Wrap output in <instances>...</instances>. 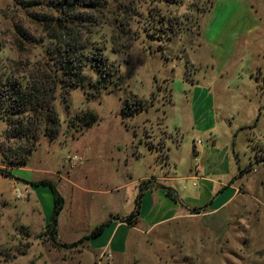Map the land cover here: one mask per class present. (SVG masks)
<instances>
[{"label": "rangeland", "instance_id": "obj_1", "mask_svg": "<svg viewBox=\"0 0 264 264\" xmlns=\"http://www.w3.org/2000/svg\"><path fill=\"white\" fill-rule=\"evenodd\" d=\"M55 2L0 0V74L28 81L59 37L104 44L117 72L107 89H58L56 127L3 115L0 264H264V0H80L70 22ZM210 95L198 127L214 113L217 127L204 132ZM196 164L211 182L187 179ZM42 180L64 199L56 239L68 247L46 232ZM228 184L238 193H218Z\"/></svg>", "mask_w": 264, "mask_h": 264}, {"label": "trees", "instance_id": "obj_2", "mask_svg": "<svg viewBox=\"0 0 264 264\" xmlns=\"http://www.w3.org/2000/svg\"><path fill=\"white\" fill-rule=\"evenodd\" d=\"M79 2L80 0H56L55 5L63 12L65 21L70 22L72 18L69 10L78 5ZM79 41L80 39L78 37H69L67 41L63 37L55 39L54 47L48 49L49 58L45 63V67L34 71L28 81H22V79L14 77V75L0 74V120L5 113H8L9 116L23 115L22 119L18 120L19 126H22L24 120H27L30 124L31 119L37 113H40L41 115L38 114L37 116L46 121V129L52 125L56 127L59 125V119H57L54 110V101L57 98L58 89L63 90L65 93L78 87H84L87 84L96 89H107L113 82V76L117 70H113L115 64L109 62L105 52L106 46L100 43L94 45L86 52V46L82 45ZM125 47L126 45L124 47L122 46L123 49ZM120 49L115 48L114 52H118ZM87 66H91L99 73L97 82H93L91 79L88 80L84 73ZM134 111L133 109H129L128 111L124 110L123 116H133L137 113ZM31 113L32 115H30ZM248 169L250 170V168ZM248 169H245V171L247 172ZM0 173L6 177L13 176L8 170L0 169ZM32 184L34 186H45L51 189L55 211L47 224L46 232L49 230V236L54 244L60 247H68L69 245L66 243L64 245L57 243L56 239L57 219L63 210V197L51 181L42 180ZM169 193L172 194L170 190ZM209 205L194 208L192 211L200 214ZM140 208L141 196L136 202L135 211L128 217L122 218L121 222L128 224L130 227H134L138 223ZM105 227L106 223L96 227L89 235L83 237L81 242L85 243L86 240L90 241L91 239L99 237L104 232Z\"/></svg>", "mask_w": 264, "mask_h": 264}, {"label": "crops", "instance_id": "obj_3", "mask_svg": "<svg viewBox=\"0 0 264 264\" xmlns=\"http://www.w3.org/2000/svg\"><path fill=\"white\" fill-rule=\"evenodd\" d=\"M207 95V94H206ZM213 96L212 95H210L209 96V98H208V102H209V104H208V107L210 108L208 111H203V112H201V113H199L198 115H200V117H199V122H197V126H195V127H198L199 126V123L200 122H202L203 120H206V119H208V118H210V114L211 115H213V104H214V102H213ZM198 100V99H197ZM196 103V102H195ZM192 104V103H191ZM211 111V112H210ZM194 118H195V120H196V118H197V116H194ZM198 119V118H197ZM211 119H212V117H211ZM217 114L216 113H214V118L208 123V125L207 126H205V127H203V128H201V127H198V129L197 130H203L204 132H207V131H211V130H216V127H217ZM195 125H196V121H195ZM210 134H212L211 132H210ZM216 139H212V141H213V143H214V141H215ZM167 150H168V154L166 153V155H165V157H164V161H165V163H166V166H168L169 165V163H170V161H171V158H170V154H169V152H170V150H169V147L167 148ZM197 153H199V152H197L196 151V153H195V157L198 155ZM196 166V168H195V176H189V177H187V179H197V180H200V182L202 183V181H204V182H211V180H207V179H205V177H197V175H199V173H200V169L198 168L199 167V165H195ZM198 168V169H197ZM167 179H168V177L167 178H165V180L167 181ZM173 178L171 177V180H172ZM157 180H161V181H163V178H161V179H157ZM232 182H234V181H232ZM213 186V187H212ZM223 188H221V190H219L218 191V193H225V192H223L224 190H226L227 188L228 189H230V192L229 193H238V189H236L235 187H233V186H231L230 184H228V185H225V186H222ZM233 188H235V189H233ZM171 189V188H170ZM210 189H214V184H211V188ZM172 190H173V192L174 193H177L173 188H172ZM198 192H200V190L198 191ZM228 200V201H227ZM230 202H229V199H224V200H222L221 202H219V203H215L214 204V206L213 207H211L210 208V211L211 212H216V211H218L220 208L222 209V207L224 208L227 204H229ZM186 208L187 209H190V208H192V207H189L188 205H186ZM92 246H94V243L93 242H89ZM112 245V243H110V246ZM105 246H106V244H105Z\"/></svg>", "mask_w": 264, "mask_h": 264}]
</instances>
